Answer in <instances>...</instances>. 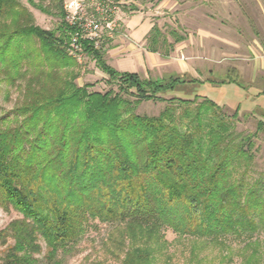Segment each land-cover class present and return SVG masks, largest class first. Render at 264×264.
<instances>
[{"label":"trees","instance_id":"trees-1","mask_svg":"<svg viewBox=\"0 0 264 264\" xmlns=\"http://www.w3.org/2000/svg\"><path fill=\"white\" fill-rule=\"evenodd\" d=\"M63 1L25 0L59 18L54 30L37 25L21 0H0V89L8 101L17 93L0 111V208L21 214L0 230V240L13 239L3 264H39L40 239L44 259L60 264L58 255L72 253L94 220L107 226L102 243L122 254L121 264H155L167 249L164 227L219 244L246 239L243 264L264 262L256 237L264 233V175L247 178L264 112L253 134L236 132L237 111L229 116L197 93L164 96L195 91L200 80L118 71L104 58L107 48L88 41L84 51L117 91L78 85ZM184 39L154 23L144 47L169 57ZM127 94L166 105L156 115L135 113Z\"/></svg>","mask_w":264,"mask_h":264},{"label":"rangeland","instance_id":"rangeland-1","mask_svg":"<svg viewBox=\"0 0 264 264\" xmlns=\"http://www.w3.org/2000/svg\"><path fill=\"white\" fill-rule=\"evenodd\" d=\"M21 1L32 12L37 25L45 29L58 28L60 25L58 17L42 13L28 5L25 0ZM65 1L67 0H64L63 4ZM109 1L116 6L113 12L115 30L112 37L105 41L104 48L131 43L127 22L133 16L149 19L151 24H157L165 34H168L171 28L177 30L179 34L185 36V39L174 43L168 60L171 66L166 68L184 72L191 78H199L200 82L197 83L195 91L190 87V90L170 91L164 96L192 98L196 93L204 95L221 106L229 116L237 111V117L234 119L236 132L250 135L256 131V122L260 118L257 109L261 105L258 106L254 102L256 99L253 101L252 97L258 96L256 92L260 87L256 89L258 83L249 82L246 73L239 69L240 65L246 62V60L241 61L245 54L244 48L252 44L253 37L264 34V18L261 17L264 14V0ZM169 41L172 42L173 39L169 37ZM222 47L226 53L212 54V50ZM120 54L126 56L125 51ZM112 66L118 69L117 65L112 64ZM205 66L207 69L211 67L213 71L208 72L205 69V73L200 72ZM246 68H249V65ZM164 69V67H154L147 76H160ZM76 71L78 72L76 83L89 84V91L105 92L108 89L117 91L116 86L107 82V75L96 68L93 58L88 55L78 62ZM3 92V89H0V111L8 110L17 94L12 90V100L8 101L4 99ZM246 94L250 96L247 97ZM124 96L132 101L131 110L139 114L156 115L166 105L165 102L152 99L135 103L134 95ZM253 143L250 151L253 159L247 176L249 179L264 175V133L257 132L253 137ZM20 216L21 214L14 209L4 211L0 208V230L10 220ZM93 224L97 226H92L83 234L72 249V253L58 255L60 264H121L122 254L118 259L109 253L102 243L107 226L97 220H94ZM163 234L167 241V249L165 253L156 254L155 264H243L244 253L250 251L244 250L246 239L228 237L224 240V244H219L203 238L179 236L167 227L163 228ZM256 237L264 241V233ZM12 244L13 239L10 236H7L5 241L0 240V264H3V256ZM40 244L41 250L34 252L33 256L40 259L39 264H51L44 259L46 247L41 239ZM261 264L264 262L261 261Z\"/></svg>","mask_w":264,"mask_h":264},{"label":"crops","instance_id":"crops-1","mask_svg":"<svg viewBox=\"0 0 264 264\" xmlns=\"http://www.w3.org/2000/svg\"><path fill=\"white\" fill-rule=\"evenodd\" d=\"M261 17L264 18V14H262ZM127 26L129 27L128 31L131 38V43L129 42L120 45H115L112 48L106 49L104 58L107 64L110 65L112 63L117 65L118 69L116 70L118 71L137 72L139 74H142V76L146 75V77L147 73L154 67H164L165 69L160 74V76L151 77H164L169 74H185L184 72L180 73V71L175 70L173 68L167 69V66H171V62L168 61L170 59V56L163 57L159 53L151 52L144 47L145 36L153 26V24L150 23L149 19L139 16H133L128 20ZM251 42V45H247V47L244 48L245 54L243 55L244 57L241 61L246 60V62H243L244 64L240 65L241 67L239 71L242 70L246 73V78L249 80V82L258 83V85L256 86V89L260 87V90L256 92L258 96L252 97V99L253 101L256 99L254 102H256L258 106L261 105L257 109L261 113L264 112V95L260 94V92L264 90V34H260L259 37H253V39H251ZM223 48L224 47H222L221 49L216 48L215 50H212V54L217 55L219 54V52H221V54L226 53ZM124 51L126 52V56H121L120 53ZM211 57L213 58V55ZM247 60L249 62H247ZM112 64L110 65L111 67H113ZM248 65L249 68H246ZM207 67L205 66L204 70L200 72H204ZM207 71L212 72L213 70L211 69V67H209ZM219 72L221 73V71ZM246 95L247 97L250 96L248 94Z\"/></svg>","mask_w":264,"mask_h":264},{"label":"built area","instance_id":"built-area-1","mask_svg":"<svg viewBox=\"0 0 264 264\" xmlns=\"http://www.w3.org/2000/svg\"><path fill=\"white\" fill-rule=\"evenodd\" d=\"M86 5H88L86 7ZM115 5L109 0H67L63 4L64 20L73 29L66 44L68 55L81 62L85 58L84 42L94 49L104 47L115 30Z\"/></svg>","mask_w":264,"mask_h":264}]
</instances>
